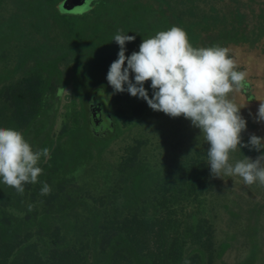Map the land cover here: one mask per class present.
I'll return each instance as SVG.
<instances>
[{
    "label": "trees",
    "instance_id": "1",
    "mask_svg": "<svg viewBox=\"0 0 264 264\" xmlns=\"http://www.w3.org/2000/svg\"><path fill=\"white\" fill-rule=\"evenodd\" d=\"M61 1L0 0V127L50 150L23 194L0 180V264H255L253 225L250 253L224 258L232 244L217 240V181L199 128L167 115L170 131L161 138L154 123L163 112L118 93L117 130L95 136L87 101L90 90L111 86L119 30L136 37L127 56L172 26L185 29L194 47L248 44L264 53V3L249 30L242 0H97L86 14L65 12ZM68 81L77 95L56 133L59 89ZM145 88L151 97V81ZM131 129L132 141L122 143ZM241 137L243 154L264 153L243 147L246 130ZM45 182L51 192L41 195Z\"/></svg>",
    "mask_w": 264,
    "mask_h": 264
},
{
    "label": "clouds",
    "instance_id": "2",
    "mask_svg": "<svg viewBox=\"0 0 264 264\" xmlns=\"http://www.w3.org/2000/svg\"><path fill=\"white\" fill-rule=\"evenodd\" d=\"M135 39L122 30L114 36L120 51L107 74L114 92L127 91L145 100L154 111L189 119L210 145L207 157L214 177L238 176L247 185L258 182L264 186V155L231 162V154L240 150L241 134L247 128L236 99L245 87L247 73L238 70L232 50L219 45L194 47L185 29L172 26L144 39L139 51L127 56L125 45ZM148 81L151 97L145 88ZM256 119L264 121V102L259 104ZM243 147L259 152L264 149V138L252 135ZM49 156L48 148L34 150L22 132L0 127V180L20 194L25 184L38 182L43 171L38 165L42 157L46 162ZM50 192L45 182L41 195Z\"/></svg>",
    "mask_w": 264,
    "mask_h": 264
},
{
    "label": "rangeland",
    "instance_id": "3",
    "mask_svg": "<svg viewBox=\"0 0 264 264\" xmlns=\"http://www.w3.org/2000/svg\"><path fill=\"white\" fill-rule=\"evenodd\" d=\"M259 1L264 3V0H242L239 5L242 7V11L247 15V22L250 24V28L257 21V10L260 6ZM65 7H61L66 12H82L83 9L74 8L65 3ZM234 56L238 62V70L245 71L247 78L254 85V93L256 99L253 101L248 100L247 94L242 91L236 94L237 103L242 107L241 115L247 121L248 136L256 135L264 138V121L258 122L256 119L260 102H264V53L261 47H252L248 44L232 47ZM72 88L68 86L63 93V107L57 117L55 131L60 130L64 120L65 104L69 103L72 99ZM95 93H93L94 96ZM97 95V99L105 100L107 103L108 96H102L100 92ZM158 130H156L159 137L166 138L167 133L170 131V122L167 120V114L163 113L159 116ZM150 123H153L155 115H150ZM174 118V117H173ZM176 119V118H174ZM250 124H253L250 126ZM191 125V124H190ZM160 129V130H159ZM123 129L117 131L119 135ZM133 131L136 129L126 130L122 135V143L132 141ZM129 136H128V135ZM237 149L236 152L231 154V162L242 160V151ZM258 155H244L243 157L257 159ZM244 159V158H243ZM222 178L215 177L217 181L215 197L213 198L216 204V228H217V240L218 242L227 241L231 242L232 246L225 253V260L227 262H236L245 258L251 251L252 240L249 238L248 231L249 226L254 227V241H257L258 256L255 264H264V186L258 182L252 185L244 183L243 179L238 176L229 177L221 174ZM219 203H216L217 201ZM226 203V204H225ZM231 210V211H230ZM232 211L236 212V216L232 214Z\"/></svg>",
    "mask_w": 264,
    "mask_h": 264
},
{
    "label": "flooded vegetation",
    "instance_id": "4",
    "mask_svg": "<svg viewBox=\"0 0 264 264\" xmlns=\"http://www.w3.org/2000/svg\"><path fill=\"white\" fill-rule=\"evenodd\" d=\"M61 2H60V4H61ZM96 2H97V0H92L91 3L89 4L88 8L85 11H83V12H78V13L67 12V13H70V14H86L94 7ZM68 86H71V88H72V92L71 93H72L73 97H72L71 101L69 103H67V104H70V103L74 102V100L76 99V95H77L76 88H75V86H74L72 81H68V83L62 85L60 87V89H59V95H60V98H61L60 99V107H61L60 111L62 110V107H63V104H62L63 93H64V91L66 90V88ZM125 88H127V85H125ZM99 90H100V88L97 89V90H94L93 92H92V90H90V92H89V95L90 94L91 95H90V98L87 101L89 103V121H88V123H89V129H90V131H91V133L93 135L103 137V136L111 134L112 132H115L117 130V123H116V120H115V114L113 112V108H114L113 105L114 104H113L112 98H114V96H116L118 93H115L111 86L109 87V90L106 91L105 93H102ZM100 92L102 93V96H105V97L108 96L109 99H107V103L105 102V100H100V99L96 98L97 97L96 94H99ZM243 92L247 94L248 100L253 101V100L256 99V95L254 93V85H253V83L250 80H248L247 77H246V83H245V87L243 89ZM93 93H95L94 96H93ZM120 94L122 96L123 101H126V100H128V98L132 97V95H130L127 91H125L123 93H120ZM100 103H105L106 107H109V112H106L105 109L103 110V118H101V119H103V121L101 122V124L98 127L99 128V133H96L94 131V124H92L91 115H92V108L94 106H96V108H97V106L100 105ZM67 104L64 105L65 108H66ZM159 116H162V114H160ZM252 125L253 124H250V126H252ZM248 127H249V125H247L246 133H247ZM250 154L251 155H258V154L264 155V153H249V154H243L242 153V155L240 154L239 156L242 157V159H243L244 155H250ZM256 243H257V241H256ZM256 250H257V245H256ZM257 256H258V253H257Z\"/></svg>",
    "mask_w": 264,
    "mask_h": 264
},
{
    "label": "water",
    "instance_id": "5",
    "mask_svg": "<svg viewBox=\"0 0 264 264\" xmlns=\"http://www.w3.org/2000/svg\"><path fill=\"white\" fill-rule=\"evenodd\" d=\"M91 1L92 0H63L60 4V7L66 8L65 3H67L69 6H74V8L83 9V10H81L83 12L88 8ZM104 109L106 110V112H109V107H106L105 103H100V105H98L97 108H96V106H94L92 108L91 119H92V124H94V131L96 133H99L98 127L101 124V122L103 121V119H101V118H103V110Z\"/></svg>",
    "mask_w": 264,
    "mask_h": 264
}]
</instances>
